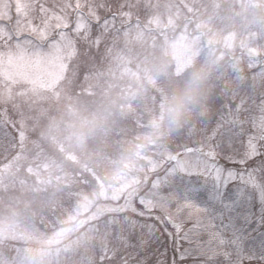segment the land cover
I'll list each match as a JSON object with an SVG mask.
<instances>
[{
	"label": "rangeland",
	"instance_id": "obj_1",
	"mask_svg": "<svg viewBox=\"0 0 264 264\" xmlns=\"http://www.w3.org/2000/svg\"><path fill=\"white\" fill-rule=\"evenodd\" d=\"M110 2L131 18L87 75L0 141V264H88L125 178L264 61V0Z\"/></svg>",
	"mask_w": 264,
	"mask_h": 264
},
{
	"label": "snow or ice",
	"instance_id": "obj_2",
	"mask_svg": "<svg viewBox=\"0 0 264 264\" xmlns=\"http://www.w3.org/2000/svg\"><path fill=\"white\" fill-rule=\"evenodd\" d=\"M130 7L0 0V141H23L43 106L87 75ZM124 183L111 239L88 264H264V61L253 58L245 83Z\"/></svg>",
	"mask_w": 264,
	"mask_h": 264
}]
</instances>
